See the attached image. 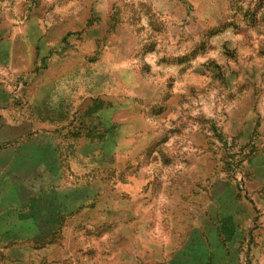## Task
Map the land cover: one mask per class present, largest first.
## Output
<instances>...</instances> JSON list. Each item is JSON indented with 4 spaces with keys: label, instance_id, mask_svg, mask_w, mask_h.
<instances>
[{
    "label": "rangeland",
    "instance_id": "rangeland-1",
    "mask_svg": "<svg viewBox=\"0 0 264 264\" xmlns=\"http://www.w3.org/2000/svg\"><path fill=\"white\" fill-rule=\"evenodd\" d=\"M0 264H264V0H0Z\"/></svg>",
    "mask_w": 264,
    "mask_h": 264
}]
</instances>
